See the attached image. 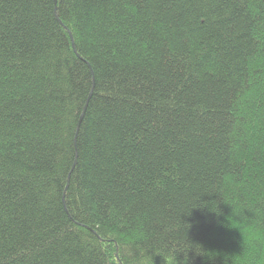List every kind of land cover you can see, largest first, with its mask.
I'll use <instances>...</instances> for the list:
<instances>
[{
    "label": "trees",
    "instance_id": "16d2710c",
    "mask_svg": "<svg viewBox=\"0 0 264 264\" xmlns=\"http://www.w3.org/2000/svg\"><path fill=\"white\" fill-rule=\"evenodd\" d=\"M257 219L264 0H0V264H246Z\"/></svg>",
    "mask_w": 264,
    "mask_h": 264
},
{
    "label": "clouds",
    "instance_id": "9594fccd",
    "mask_svg": "<svg viewBox=\"0 0 264 264\" xmlns=\"http://www.w3.org/2000/svg\"><path fill=\"white\" fill-rule=\"evenodd\" d=\"M239 231L241 233L240 229ZM244 235L248 237V254L246 257L244 256L245 248H243L244 250L241 256L245 258L246 264H264V220L257 219L253 221Z\"/></svg>",
    "mask_w": 264,
    "mask_h": 264
}]
</instances>
